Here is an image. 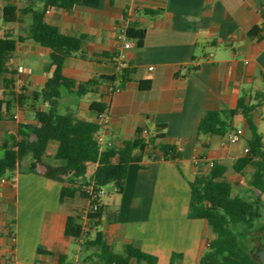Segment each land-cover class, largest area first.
<instances>
[{
    "label": "crops",
    "instance_id": "crops-1",
    "mask_svg": "<svg viewBox=\"0 0 264 264\" xmlns=\"http://www.w3.org/2000/svg\"><path fill=\"white\" fill-rule=\"evenodd\" d=\"M27 1L0 0V18L5 6L23 7ZM140 9L162 12L149 17L139 15ZM263 9L264 0H82L70 11L52 8L46 12L45 20L61 33L87 35L81 50L67 59L64 74L78 83L97 80L93 91L81 98L62 90L59 107L94 122L100 113L97 110L105 107L107 140L114 147L135 138L140 128L152 134L163 125L159 140L175 146L181 154L178 160L145 157L131 163L122 193L105 188L102 202L106 208L98 230L115 252L121 253L129 243L155 256L157 264H200L215 235L207 221L189 218V183L208 172L210 162L227 166L224 179L230 183L246 171L251 176L252 168L237 173L233 164L245 155L252 133L242 110L233 118L240 132L235 144L223 145L228 137L199 135L198 126L206 111L234 109L243 99L254 106L251 117L260 133L264 122ZM125 15L145 30L141 46L137 39L127 40L129 49L119 42L117 25ZM31 22L30 14L23 24L2 21L0 36L8 30L16 35ZM50 55L49 48L32 40L20 43L9 61L10 73L0 74V100H9L10 91L16 93L19 68L27 81L26 95L41 90L50 76ZM120 56L135 73L119 93L109 95V81L101 77L115 74ZM145 81H151L146 91L140 88ZM14 107L18 117L22 110V119L0 116V140L15 132L19 121L35 124L28 104L19 107L15 102ZM56 148L57 143H51L49 155ZM62 187L59 180L19 171L0 184V264H58L60 255L66 256V263L78 262L74 252L84 247L83 241L66 237L65 225L67 217L77 213L78 221L85 224L81 212L88 204L80 198L61 204ZM95 233L91 231V238ZM38 249L42 253H37ZM87 251L89 258L95 249ZM86 259L83 264H90L84 263Z\"/></svg>",
    "mask_w": 264,
    "mask_h": 264
},
{
    "label": "trees",
    "instance_id": "trees-1",
    "mask_svg": "<svg viewBox=\"0 0 264 264\" xmlns=\"http://www.w3.org/2000/svg\"><path fill=\"white\" fill-rule=\"evenodd\" d=\"M81 1L28 0L26 6L7 5L1 10L4 24H23L24 17L28 14L31 15L32 22L16 35L8 30L0 36V74L10 73L9 61L18 45L25 40H32L49 48L51 55L47 67L50 76L41 90L34 91L30 96L17 95L10 91L9 100H0V116L4 114L13 120V116L16 115L14 114L16 102L19 107L28 104L35 120V124L19 121L15 132L6 133L4 139L0 140V179L12 180L17 171L35 173L63 182L61 204L77 198L85 200L88 204L84 209L88 211L85 224L78 221L80 214L69 215L64 232L66 237L77 242L82 240V245L87 249H95L84 263L157 264L155 256L133 244H125L121 253L114 251L113 246L98 230L106 206L103 204L97 210L91 208L96 200L85 189L92 186L94 191H99L111 185L117 193H122L131 163L141 162L145 157L152 160H178L181 154L175 146L159 140L162 138L160 133L163 125L157 126L152 134L148 129H138L135 138L124 141L121 147L101 148L95 138L99 130L97 122L76 118L71 113L59 112L62 90L81 98L93 91L92 87L96 85L97 80L78 83L64 74L67 59L81 50L87 35L63 34L45 20V14L52 8L70 11ZM161 12V9L137 11L139 15L149 17H156ZM262 18L264 24V9ZM144 35L145 30L138 28L130 19L125 32L126 39H137V44L141 46ZM115 68L113 76L101 77L109 81L106 86L107 92L108 87H113L115 83L122 89L132 80L135 73L130 63H126V66L119 70L115 61ZM140 88L144 91L149 90L151 81L141 82ZM40 101L48 106L47 110L39 106ZM104 108L98 109L97 112L105 111ZM253 109L254 106H248L240 99L236 108L208 110L200 120L199 135L240 136L233 118L242 110L245 122L252 133L247 144L248 152L233 164V169L237 173L252 168L248 188L243 194L235 190L233 183L224 179L227 166L217 162H213L208 172L197 175L189 183L191 194L189 218L207 221L215 235L208 243L200 264H260L255 254L242 243V238L257 229V224L264 218V136L258 133L252 121ZM144 130L148 131L147 136L143 135ZM53 142L57 143V148L51 156L48 151ZM27 157H30V160L23 167L22 163ZM49 159L56 164L51 163ZM89 164H96V168L91 179L87 180ZM93 230L96 233L95 237L91 238ZM10 231L13 232L12 226ZM37 253L40 254L42 251L38 249ZM66 260L65 255H60L58 264H68Z\"/></svg>",
    "mask_w": 264,
    "mask_h": 264
},
{
    "label": "built area",
    "instance_id": "built-area-1",
    "mask_svg": "<svg viewBox=\"0 0 264 264\" xmlns=\"http://www.w3.org/2000/svg\"><path fill=\"white\" fill-rule=\"evenodd\" d=\"M130 19H131V17H127L120 24L117 25V30L119 33L118 34V40L124 49H129L131 47V43L127 41L126 36H125V32H126L128 22ZM126 63H127V61H126V58L124 56L118 57L117 65H118L119 70L122 69L123 67H125ZM108 91H109L108 92L109 95H113L114 93H119L121 91V88L118 86V84H114L113 87H108ZM15 92L17 95H26L27 94V81L23 76V69L22 68L18 69V74L16 77ZM13 118H14V120H17L18 115L17 114L14 115ZM96 122L99 125V130L95 134V138H96L97 142L99 143L100 147L101 148H103L105 146L114 147V143L112 141L107 140V135L109 133L108 112L106 110L103 112H100L98 114ZM143 135L147 136L148 131L144 130ZM238 140H239V135L231 134L228 136L227 140L223 141V145H225L227 142L235 144L238 142ZM244 151H245V153L248 152V147H245ZM209 166L212 167L213 162H210ZM5 182H6L5 178L0 179V184H4ZM85 190L92 196L93 199L96 200V202H94V204L91 206V208H93L94 210H97L100 206L103 205L102 199L106 195L105 189H100L99 191H94L93 187L89 186ZM87 212L88 211H84L83 216H82V218L85 220V222H86V218H87Z\"/></svg>",
    "mask_w": 264,
    "mask_h": 264
},
{
    "label": "rangeland",
    "instance_id": "rangeland-1",
    "mask_svg": "<svg viewBox=\"0 0 264 264\" xmlns=\"http://www.w3.org/2000/svg\"><path fill=\"white\" fill-rule=\"evenodd\" d=\"M2 24L3 23H2V20L0 18V27ZM63 93H67V92L65 90H63ZM39 106H44L42 101L39 102ZM45 109L47 110L48 106H45ZM21 112H22V110H21ZM21 112L18 113L19 114L18 119H22ZM59 112L62 114L66 113V111L62 107H59ZM242 125H243L242 122H239V127H242ZM259 132L264 134V122L261 124ZM29 160H30V157H27L23 161L22 166L24 167L29 162ZM94 170H95V165L89 164L88 169H87V174H86L87 180L91 179V177L93 176ZM247 179H250V172L249 171H246L243 174V176H240V178L238 179L237 182H234L235 190L237 192L243 194L246 191V189L248 188V182L246 181ZM108 190L113 191V187L110 185L108 187ZM78 200H80V199H78ZM83 203L86 204L85 201H83ZM83 212H84V210L81 212V216H83ZM14 218H15V222H16L15 227L17 229V209L16 208L14 211ZM82 221H84V219ZM242 243L253 253L257 249H260V247H262V244H264V218L261 220L260 223L257 224V229L253 230L250 234H248L242 238ZM15 247H17V243L15 244ZM115 250L120 251V248H115ZM88 253H89V251H87L86 248L82 247V249L80 251L74 252V254L78 256V259H77L78 262L74 261L72 263L83 264V261H84V259L87 258L86 256L88 255ZM34 256H35V258H39V255L37 253H34ZM69 263H71V262L68 261V264ZM141 264H146V263L142 262Z\"/></svg>",
    "mask_w": 264,
    "mask_h": 264
},
{
    "label": "water",
    "instance_id": "water-1",
    "mask_svg": "<svg viewBox=\"0 0 264 264\" xmlns=\"http://www.w3.org/2000/svg\"><path fill=\"white\" fill-rule=\"evenodd\" d=\"M254 254L256 259L259 260L260 264H264V247L257 249Z\"/></svg>",
    "mask_w": 264,
    "mask_h": 264
},
{
    "label": "flooded vegetation",
    "instance_id": "flooded-vegetation-1",
    "mask_svg": "<svg viewBox=\"0 0 264 264\" xmlns=\"http://www.w3.org/2000/svg\"><path fill=\"white\" fill-rule=\"evenodd\" d=\"M264 247V244H262V247H260V248H263Z\"/></svg>",
    "mask_w": 264,
    "mask_h": 264
}]
</instances>
